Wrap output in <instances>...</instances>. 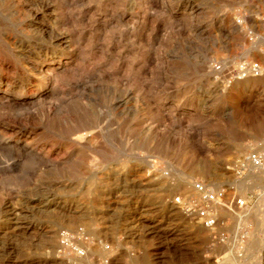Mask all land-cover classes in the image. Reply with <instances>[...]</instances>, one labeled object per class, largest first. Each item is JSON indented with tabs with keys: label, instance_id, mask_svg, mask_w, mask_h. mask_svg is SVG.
Listing matches in <instances>:
<instances>
[{
	"label": "rangeland",
	"instance_id": "rangeland-1",
	"mask_svg": "<svg viewBox=\"0 0 264 264\" xmlns=\"http://www.w3.org/2000/svg\"><path fill=\"white\" fill-rule=\"evenodd\" d=\"M6 7L0 54L12 88L0 89V264H94L55 255L57 232L80 227L118 248L116 258L134 251V264H264V174H234L264 146V75L227 84L242 59L264 66V0ZM195 180L248 202L220 210L230 222L220 229L225 243L168 202Z\"/></svg>",
	"mask_w": 264,
	"mask_h": 264
},
{
	"label": "built area",
	"instance_id": "built-area-1",
	"mask_svg": "<svg viewBox=\"0 0 264 264\" xmlns=\"http://www.w3.org/2000/svg\"><path fill=\"white\" fill-rule=\"evenodd\" d=\"M237 24H241L242 20H237ZM250 36L249 42H256L252 32H248ZM255 37V40L253 38ZM264 57V46L261 50ZM215 71L226 72L227 68L223 65H214ZM228 83L236 79H244L247 77L258 78L264 75V66L256 60L242 59L230 72ZM248 169L264 171V146L259 143L255 148L247 153L244 160L235 166L234 174L238 179L245 176ZM169 204L175 206L181 214L188 220L194 221L201 227L210 232L213 241L225 243L228 239L227 232L220 230L230 222L224 220L220 216L221 209L244 210L248 207L245 198L237 196L234 188L229 187H212L202 181L195 180L191 182L190 194H177L169 199ZM57 249L55 255L57 258H65L68 260H84L91 258L94 264H113V259L117 256L118 248L110 243L96 239L89 235L83 227L74 231L61 229L57 232ZM122 242V241H121ZM100 247L105 253L103 257H92V249ZM129 258L134 257V251L125 247Z\"/></svg>",
	"mask_w": 264,
	"mask_h": 264
},
{
	"label": "bare ground",
	"instance_id": "bare-ground-1",
	"mask_svg": "<svg viewBox=\"0 0 264 264\" xmlns=\"http://www.w3.org/2000/svg\"><path fill=\"white\" fill-rule=\"evenodd\" d=\"M8 1L9 0H1V2L3 3V4H1V2H0V15L3 17V18H8V14L6 13L7 12V7H6V4H7V6H8ZM10 3V2H9ZM225 20H230V18L229 17H227V18H225ZM226 21V22H227ZM234 30H236L237 29V27L235 26V25H233V26H231ZM230 28V27H229ZM255 48L256 47H252V50H251V52L252 51H254L255 50ZM59 60H60V58H59ZM9 69H10V65H9V63L4 59V57L0 54V89L1 88H4V90L5 91H8V90H10V88H12L11 87V82H10V72H9ZM40 75H41V77L42 78H44V76L42 75V72H40ZM46 80V79H45ZM245 80V81H244ZM242 82V84H244V85H250V84H253L254 83V80H253V78H250V77H247V78H244V79H237V85H236V87H238L239 86V84L240 83H238V82ZM42 82V81H41ZM235 89V88H234ZM233 89V90H234ZM33 92V91H32ZM44 94V93H43ZM43 96V95H42ZM29 98V97H28ZM1 99V98H0ZM7 99V98H6ZM10 99V98H9ZM37 101V100H36ZM262 126H260V128H259V130H261L262 128H264V127H262ZM81 161H82V163H87V161H88V159L86 158V157H81V159H80ZM144 161V163L146 164V166H145V169H146V173H148L149 171L147 170V169H149V166H148V162L149 161H147V160H143ZM249 170V169H248ZM258 171V170H257ZM258 172H261V173H263L264 174V171H258ZM148 181H150V178L149 179H147ZM52 242V241H51ZM53 243V242H52Z\"/></svg>",
	"mask_w": 264,
	"mask_h": 264
},
{
	"label": "crops",
	"instance_id": "crops-1",
	"mask_svg": "<svg viewBox=\"0 0 264 264\" xmlns=\"http://www.w3.org/2000/svg\"><path fill=\"white\" fill-rule=\"evenodd\" d=\"M116 257L113 259V264H134L132 259L126 255H120L118 258Z\"/></svg>",
	"mask_w": 264,
	"mask_h": 264
}]
</instances>
